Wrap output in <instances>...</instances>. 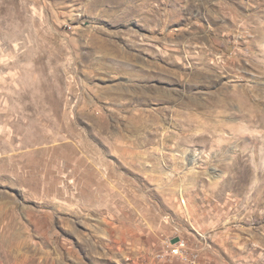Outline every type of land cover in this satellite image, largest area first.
Masks as SVG:
<instances>
[{
	"label": "rangeland",
	"instance_id": "374dc122",
	"mask_svg": "<svg viewBox=\"0 0 264 264\" xmlns=\"http://www.w3.org/2000/svg\"><path fill=\"white\" fill-rule=\"evenodd\" d=\"M264 264V0H0V264Z\"/></svg>",
	"mask_w": 264,
	"mask_h": 264
},
{
	"label": "built area",
	"instance_id": "2783aa9c",
	"mask_svg": "<svg viewBox=\"0 0 264 264\" xmlns=\"http://www.w3.org/2000/svg\"><path fill=\"white\" fill-rule=\"evenodd\" d=\"M155 258L159 262L176 260L180 264H209L199 254V251L189 249L186 241L181 238L174 243H164Z\"/></svg>",
	"mask_w": 264,
	"mask_h": 264
}]
</instances>
